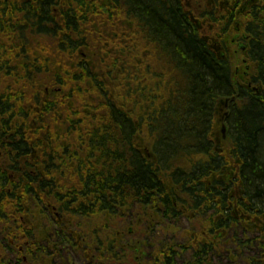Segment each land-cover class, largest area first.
<instances>
[{"label": "trees", "instance_id": "obj_1", "mask_svg": "<svg viewBox=\"0 0 264 264\" xmlns=\"http://www.w3.org/2000/svg\"><path fill=\"white\" fill-rule=\"evenodd\" d=\"M114 2L115 9L102 12L109 20L116 18L119 39L114 52L101 51L102 60L107 54L116 62L114 78L107 76L108 82L88 78L91 87L76 86L82 97L75 107H54L67 116V123L81 124L83 129L70 137L82 142L71 148L69 159V171L80 178L70 180L66 194L50 190V197L57 203L68 199L61 211L64 219L77 229L75 237L85 236V250L99 253L103 264H142V260L145 264H264V0H234L228 12L219 0H196L192 12H201L199 18L190 17L181 0ZM131 11L138 42L148 26L164 49V57L156 61L151 53L145 57L152 58L149 65L137 66L134 73L141 69L157 78L149 72L154 62L170 73L165 77L181 84L177 92L168 90L166 103L164 99L159 103L157 91L149 89V104L137 99L133 110L127 111L115 104L114 91L105 90L119 70L131 73L126 64ZM2 42L0 0V68L3 60L37 59L32 51L8 52ZM135 51L140 54L141 46L135 45ZM47 57L44 52L42 59ZM0 84V123L25 117L27 77L23 74L16 83ZM86 90L93 94L91 100L85 97ZM32 93L37 98L43 89ZM88 108L101 111L82 112ZM217 108L227 109L224 121L220 120L222 133L225 125L229 128L230 145L224 149L209 137ZM72 109H78L77 116ZM25 118L18 122H29ZM103 124L108 126L102 128ZM142 127L158 133L155 142L161 148L149 146L144 152L134 142ZM224 140L222 135L220 141ZM90 173L94 177H84ZM38 181L1 176L0 224L11 221L1 231L14 237V227L23 229L20 215L34 218L30 206L42 200V193L32 188ZM134 208L144 221L136 230L131 226L126 230L123 226L134 217ZM99 216L102 228H114V237L81 228L82 220ZM131 234L135 242L129 239ZM24 254L29 263L30 245ZM8 259L3 256L1 264H8Z\"/></svg>", "mask_w": 264, "mask_h": 264}, {"label": "flooded vegetation", "instance_id": "obj_2", "mask_svg": "<svg viewBox=\"0 0 264 264\" xmlns=\"http://www.w3.org/2000/svg\"><path fill=\"white\" fill-rule=\"evenodd\" d=\"M181 2L185 12L192 17L196 0ZM109 7L115 9L114 0H1L3 49L8 52L32 51L37 58L1 61V82L16 83L24 74L29 82L47 85L39 86L43 93L37 98L33 94L25 95L29 100L25 106L27 114L24 116L27 118H23L29 122L20 123L18 121L23 118L17 120L10 117L9 121L0 123V211L1 176H6L10 181L39 180L32 184V188L36 194L42 193V200L32 204L31 209L28 207L34 212V218L19 216L23 229L14 227L11 231L14 237L8 239L0 228V264L3 256L9 257L8 264H103L99 253L85 250V236L75 237L77 229L64 219L61 211H64L68 199L57 203V199L50 197V190L64 195L69 190L70 180L80 178L69 171V159L72 156L71 148L82 142L70 140V137H75V132L83 129L81 124L67 123V116L54 107L60 104H65L67 108L75 107L79 103L77 99L82 97L76 86L86 83L91 87L86 80L88 78L101 77L103 82H108L107 76L111 81L114 78V59L107 54L103 56L104 60L101 59V51L112 52L119 39L114 29L116 18L109 20L108 15L102 12V9L108 10ZM134 20L131 11L128 23L130 32L126 38V64L131 73L137 66H148L152 60L151 57L145 60V57L151 53L156 61L164 57V49L159 40L151 35L148 26L138 42ZM37 23L42 27L40 30L34 27ZM28 36L29 43H24ZM46 42L48 44H42ZM135 45L141 46L140 54L136 55ZM52 50L54 54L58 53L55 56L58 58H53ZM44 52L48 53L47 60L42 59ZM24 64L28 66L23 68ZM77 111L72 109V115L77 116ZM100 111L91 108L82 110L94 115ZM101 127H105V124ZM141 145L146 152L148 146ZM114 164L116 167V162ZM89 175L84 177H94V173ZM111 176L116 175L113 172ZM46 185L51 189L43 188ZM81 194H84L83 188ZM29 245L31 254L28 263L24 253ZM4 248L7 251H2Z\"/></svg>", "mask_w": 264, "mask_h": 264}, {"label": "rangeland", "instance_id": "obj_3", "mask_svg": "<svg viewBox=\"0 0 264 264\" xmlns=\"http://www.w3.org/2000/svg\"><path fill=\"white\" fill-rule=\"evenodd\" d=\"M219 1L225 3V11L228 12L229 8L231 10L232 2L234 0H219ZM196 4H197V2H196ZM201 15L202 14L199 11H197L194 14V16L196 18L201 17ZM214 26H215V24H214ZM28 37H29V39L27 40V43H29V41H30V36H28ZM42 44H48V42L42 43ZM50 44H52V43H50ZM51 52H52V55L54 56L53 58H58V57H55V56H58V53H56V51H55V53L57 55L54 54L53 50ZM112 52H114V51H112ZM39 53L40 52H38V54ZM116 53H118V52H116ZM0 70H1V68H0ZM140 71H141V69H139V71L135 72V73H134V70L132 71V73H125L123 70H121V71L119 70L118 75H117V79L112 84H107L106 85L107 88H106L105 92L109 94V92L114 91L113 92V94H114L113 100H114L115 104L118 105L120 108H127V111H131L130 109L133 110V106H134L133 102L135 100H137V99L138 100H142V101L146 100L147 104H149L150 101L147 100L149 98V89H154L155 91H157L154 94L156 95L157 101L159 103H162L161 99H164L165 103H166V101L168 100V97H167L168 96V94H167L168 90L172 91V92H177L178 91L177 89H178V87L181 84V81L174 82V81H172L170 79V77H165V74L169 75L170 73L167 72L166 70H163L162 67H159L158 63L156 64V63L153 62V64L151 65V68L149 67V72L151 71L154 75L156 74L158 76L157 78L151 77L150 75L148 76V75H146L145 72L141 73ZM163 71H165V72H163ZM161 75H163L164 77H162L163 78V82L160 83ZM147 78H149V80H147ZM0 83H1V76H0ZM2 83H4V84L8 83L10 85L13 84V83H10L8 81H3ZM81 84H83V86L85 88L88 87L86 85V83H81ZM28 85H29L28 91H25L23 93L22 91H20L21 90L20 89L19 92L23 93L24 95H26V94L29 95V94H33L32 92H34L35 89H38V90L41 91V88L39 87V83L36 82V81L29 82ZM155 85L160 86L161 90L160 91L156 90L155 87H154ZM20 88H21V86H20ZM253 88H254V85H253ZM140 91H142V93L138 94ZM0 92H1V84H0ZM84 95H85V97L88 98V100H91L93 98V94L89 93L87 90L84 92ZM138 96L142 97V99L139 98ZM142 101H141V103L143 104ZM172 101L173 100H171L169 102H172ZM220 110H221L220 108H217V112H215V114L213 115V118H212L213 119V121H212L213 125H212V129H211V133H210L209 137L219 147L224 149V148H226L227 146L230 145L229 140L227 138V136L229 134V128L225 125L224 132L223 133L221 132L223 124H222V122L220 120L223 118L224 112L227 113V109H224L222 111H220ZM138 120L134 124V125H136L135 126L136 128H138L137 127L138 126V124H137ZM223 121H224V118H223ZM223 123H225V122H223ZM157 134L158 133H156L155 130H149L146 127H142L140 132L138 134H136V139L134 140V142H136L137 144H142L143 143V144L147 145L148 147L150 146L151 148L154 146L155 149L156 148L157 149L161 148V145H158L159 142L158 141L155 142V136ZM222 135L225 136V140L224 141H220ZM175 164L180 166V164L178 162L175 163ZM134 211H135V208H134ZM0 219H1V216H0ZM139 221L140 222L144 221V218L139 216L138 213L135 211L134 212V217H132L130 222L127 223V225H125L123 227L126 230H128L129 226H131L132 228H134L136 230V228L138 227V225L140 223ZM6 223H8V226H9L11 221L10 220H7L6 222L3 221L2 224H0V228L2 226V229H3V226ZM80 223H81V228L85 232L86 231L90 232V231H92L94 229V230H97L98 235L100 237H103V236H105L107 234H109V235H111L113 237L115 235V230L110 225H109V227L106 230L104 228H102V218H101V216H99V219L98 218H92L90 221L82 220ZM113 227L117 228L119 226L117 225V227H116V225H115ZM5 235L8 236V239H10L11 236H9L7 232L5 233ZM92 237H94V236L92 235ZM129 239L133 240V242H135L136 238L131 234V237H129ZM145 263H146V260H142V264H145Z\"/></svg>", "mask_w": 264, "mask_h": 264}, {"label": "bare ground", "instance_id": "obj_4", "mask_svg": "<svg viewBox=\"0 0 264 264\" xmlns=\"http://www.w3.org/2000/svg\"><path fill=\"white\" fill-rule=\"evenodd\" d=\"M34 27L37 28V29H39V30L42 28L38 23L35 24ZM151 35H153L152 32H151ZM153 36H154V35H153ZM154 37H155V36H154ZM155 38H156V37H155ZM156 39H157V38H156Z\"/></svg>", "mask_w": 264, "mask_h": 264}]
</instances>
